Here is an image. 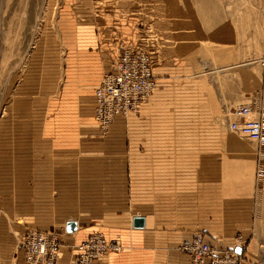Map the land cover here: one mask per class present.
<instances>
[{
  "label": "crops",
  "instance_id": "1",
  "mask_svg": "<svg viewBox=\"0 0 264 264\" xmlns=\"http://www.w3.org/2000/svg\"><path fill=\"white\" fill-rule=\"evenodd\" d=\"M183 5L166 0L155 12L167 11L173 25L186 27L183 36L178 32L183 42L175 44L185 65L171 61L170 53L162 54L161 64L152 62L157 88L136 119L117 118L106 133L98 129L93 96L102 73L111 70L89 34L72 35L62 76L49 73L46 58L37 94L13 101L23 125L14 127L7 158L14 195L0 197V264H24L20 254L15 259L12 232L23 237L29 228L62 235L59 264H68L76 254L71 247L94 232L123 247L94 264H191L177 247L197 232L226 246L241 233L249 239L248 261L264 262L258 248L264 240V184L254 183L253 159L239 156L236 135L215 126L219 108L246 103L260 91L263 70L253 61L194 72L196 63L209 62V50L205 42L184 41L202 35L193 29L204 23L195 22L200 16L193 3ZM174 74L183 76L189 96L172 109L157 96ZM219 80L229 86L226 99ZM183 115L188 128L172 129ZM135 125L137 131L131 130ZM136 217L143 218V228L133 227ZM68 222L76 224L73 233L65 231Z\"/></svg>",
  "mask_w": 264,
  "mask_h": 264
},
{
  "label": "rangeland",
  "instance_id": "2",
  "mask_svg": "<svg viewBox=\"0 0 264 264\" xmlns=\"http://www.w3.org/2000/svg\"><path fill=\"white\" fill-rule=\"evenodd\" d=\"M165 1L0 0L1 198H4L5 195L12 198L14 195V173L10 169V165H8L11 161H8L7 158L11 157L9 152H11L13 137L16 134L14 131L20 129L23 125L21 122L19 124L16 119L12 103L16 98L37 94L39 91V77L45 67L46 58L50 61L49 63H52L48 65L49 73L55 75L58 73V76L60 73L62 76L63 69L66 66L64 59L75 35L89 34L95 36L96 45H98L97 53L101 60H105L109 64L110 70L121 47L143 49L151 56L153 66L158 63L161 64L163 61L160 57L162 58V54L165 55L167 53L172 56L170 58L171 61L178 63L181 67L183 66L182 64L185 65L183 60H178L179 51L177 50H180V48L175 47V44L179 41L183 42L178 39L180 38L178 32H181L183 36L186 27L173 25L174 22L169 21L166 17L167 11L163 12L160 10L159 13L155 12L157 8H163ZM175 1L178 2L181 8L185 6L183 5L185 0ZM186 1L193 3L194 5L192 6L198 11L200 20L195 22L199 21L204 24L193 29L194 31L201 30L202 35L200 33L198 35L192 34L187 36L184 41L188 45L193 43V41L206 43L209 50V54H207L209 58L207 71H209L210 66L211 68H216L219 65V70H222L236 64L258 61L263 70L262 86L260 91L247 96L246 103L252 101L264 89V0ZM214 4L221 9L219 11L216 10ZM194 13L196 14V12ZM158 14L161 18L159 26H157ZM197 18L199 19V17ZM106 54H109L111 58L106 57ZM189 62H187V65H189ZM202 62L206 61L203 60ZM107 73L106 71L102 73L100 80ZM174 76L175 79L169 81L162 88L163 91L160 92V95L158 93L157 96L167 104L171 103L172 109L180 106L178 104L183 103L185 98L189 96L188 92L184 90V84H182L183 76L178 74H174ZM222 83L223 81L219 80L221 94L226 99L230 89L228 85ZM231 107L233 106L219 108V114L215 116V126L221 134H229L226 126V117ZM130 117L137 118L129 116L123 119L127 120ZM172 120H170V123ZM185 121H187L185 115L179 118L176 117L173 120L172 125L174 128L172 129L184 131L188 128L185 127ZM137 129V125L131 128L133 131H137ZM20 133L21 130H19L18 134ZM235 138L240 142L239 156H250L253 159L254 183H261L260 181H257V183L255 181L257 162L255 144L237 135ZM223 155H229L230 157L226 150L223 151ZM261 184H264V181ZM28 230L37 229L29 228ZM46 231L57 232L53 229ZM59 235L63 243V237L61 234ZM237 235H241L245 241L238 264H264L263 261H248L245 254L249 239L247 240L241 233L233 237L231 246H224L228 248L234 247V238ZM12 236L15 239V246H17L22 236L17 232H12ZM258 248L263 258V239ZM72 249L74 250V247H71ZM17 255L18 253L15 252V259Z\"/></svg>",
  "mask_w": 264,
  "mask_h": 264
},
{
  "label": "built area",
  "instance_id": "3",
  "mask_svg": "<svg viewBox=\"0 0 264 264\" xmlns=\"http://www.w3.org/2000/svg\"><path fill=\"white\" fill-rule=\"evenodd\" d=\"M150 55L146 51L119 48L111 71L103 76L94 92L93 118L101 132H107L117 118L138 117L156 90ZM229 132L255 144L256 181H264V89L252 101L230 108L226 117ZM263 156V157H262ZM245 241L234 238V247L207 242L202 233L180 244L178 252L186 254L192 264H238ZM62 241L54 231L28 230L18 241L16 252L24 264H59ZM123 249L119 240L94 232L74 247L70 264H94ZM240 249V253L235 250Z\"/></svg>",
  "mask_w": 264,
  "mask_h": 264
},
{
  "label": "water",
  "instance_id": "4",
  "mask_svg": "<svg viewBox=\"0 0 264 264\" xmlns=\"http://www.w3.org/2000/svg\"><path fill=\"white\" fill-rule=\"evenodd\" d=\"M106 57L111 58L109 54H106ZM193 70L196 73L205 72L208 70L207 62H201L193 66ZM132 225L134 228H143L144 227V220L143 218L136 217L132 220ZM76 230V224L74 222H68L65 226V231L67 233H73ZM236 253H240V249L235 250Z\"/></svg>",
  "mask_w": 264,
  "mask_h": 264
},
{
  "label": "bare ground",
  "instance_id": "5",
  "mask_svg": "<svg viewBox=\"0 0 264 264\" xmlns=\"http://www.w3.org/2000/svg\"><path fill=\"white\" fill-rule=\"evenodd\" d=\"M143 51H144V50H143ZM153 74H154V73H153ZM156 88H157V87H156ZM155 91H156V90H155ZM155 91H154V92H155ZM153 94H154V93H153ZM142 106H143V105H142ZM142 106H141V107H142ZM141 107H140V109H141ZM139 111H140V110H139ZM139 114H140V113H139ZM105 133H106V132H105ZM262 182H263V181H262Z\"/></svg>",
  "mask_w": 264,
  "mask_h": 264
}]
</instances>
